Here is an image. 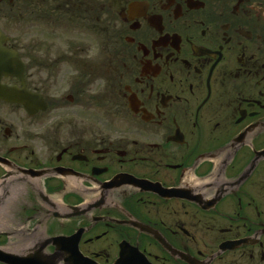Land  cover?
I'll return each instance as SVG.
<instances>
[{
    "label": "flooded vegetation",
    "instance_id": "1",
    "mask_svg": "<svg viewBox=\"0 0 264 264\" xmlns=\"http://www.w3.org/2000/svg\"><path fill=\"white\" fill-rule=\"evenodd\" d=\"M0 30V264H264V0H0Z\"/></svg>",
    "mask_w": 264,
    "mask_h": 264
},
{
    "label": "water",
    "instance_id": "2",
    "mask_svg": "<svg viewBox=\"0 0 264 264\" xmlns=\"http://www.w3.org/2000/svg\"><path fill=\"white\" fill-rule=\"evenodd\" d=\"M6 40L5 35L0 31V78L1 76H17L22 80L23 65L19 60L17 52L7 50L2 46ZM0 99L9 102H23L28 106V95L24 90H18L13 87H6L0 84Z\"/></svg>",
    "mask_w": 264,
    "mask_h": 264
},
{
    "label": "rangeland",
    "instance_id": "3",
    "mask_svg": "<svg viewBox=\"0 0 264 264\" xmlns=\"http://www.w3.org/2000/svg\"><path fill=\"white\" fill-rule=\"evenodd\" d=\"M8 22H9V24H12L11 22H12V19L9 17V19H8ZM2 24H6L5 22L4 23H2ZM11 33H12V31H10V36H11ZM16 33V32H15ZM12 242H13V239H11L9 242H8V245L9 246H12Z\"/></svg>",
    "mask_w": 264,
    "mask_h": 264
}]
</instances>
